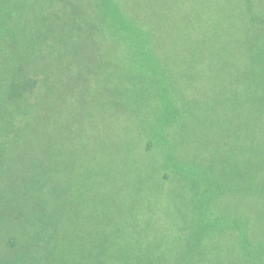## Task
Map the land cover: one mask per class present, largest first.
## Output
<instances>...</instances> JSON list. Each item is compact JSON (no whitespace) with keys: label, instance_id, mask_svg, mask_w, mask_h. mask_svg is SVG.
Returning <instances> with one entry per match:
<instances>
[{"label":"rangeland","instance_id":"374dc122","mask_svg":"<svg viewBox=\"0 0 264 264\" xmlns=\"http://www.w3.org/2000/svg\"><path fill=\"white\" fill-rule=\"evenodd\" d=\"M3 1L15 22L33 30L53 22L54 32L38 38L31 52L0 40V79L16 54L15 68L39 81L50 76L55 92L47 100L58 109L50 131L45 125L43 136L17 138L0 160V246L11 249V258L31 231L57 228L30 208L28 179L41 166L38 156L59 162V195L46 188L36 200L51 201L47 210L59 214L62 232L90 234L101 199L120 214L135 205L136 221H149L152 231L160 225L175 229L191 219L194 172L217 179L220 204L238 215L253 214V196L239 194L238 186L253 181V148L264 134V115H254L264 105V0H118L170 48L149 57L177 85L173 98L179 103L172 108L150 90L145 67L130 68L138 57L106 41L101 0ZM69 24L82 34L65 31ZM197 43L203 50L192 48ZM10 110L7 100L0 102V113ZM165 113L176 116L163 123ZM49 137L55 138L56 156L31 150V142Z\"/></svg>","mask_w":264,"mask_h":264},{"label":"trees","instance_id":"16d2710c","mask_svg":"<svg viewBox=\"0 0 264 264\" xmlns=\"http://www.w3.org/2000/svg\"><path fill=\"white\" fill-rule=\"evenodd\" d=\"M100 2L106 22L105 35L110 39L106 41H109L117 51L120 49L138 57L133 60L130 68L145 67L146 73L152 78L150 90L156 93V98L161 104H166L169 108L178 104L179 100L173 98L176 95L175 81H170L165 72L149 57L157 51L168 53L170 48L165 47L161 41L156 42L152 26L142 25L136 13L122 6L118 0ZM12 16V9L0 0V40L10 43L12 41L18 50L34 51L36 49L34 43L38 38L39 41L46 40L54 32L53 22L50 23L47 19L44 28L38 27L33 30L25 24L15 22ZM12 22H15L14 26L10 25ZM74 27V24H69L64 30L75 34L77 32ZM97 29L101 31L100 27ZM81 34L82 32L78 35ZM65 37L67 35L63 34L62 38ZM195 46L197 47L192 48L197 52L203 50L200 43ZM13 55L12 62L0 79L2 80L0 102L7 100L13 106L9 113H0V160L6 159V146L9 144L8 148H13V142L17 138L26 134L43 136L46 132L45 125L50 131L49 120L57 115L58 110L55 105L48 103L49 95L55 92L50 76L46 74L45 78L39 81L38 78L31 76L29 71L23 73L25 69L22 66L15 68ZM23 85L29 90L24 89ZM26 91H30L29 94ZM25 113L29 115V119L21 116ZM257 113L264 115V105L255 107L256 118ZM8 114L10 121L6 122ZM18 115L23 118L21 121H15ZM175 116L165 113L162 121L165 123ZM262 118L264 120V117ZM258 124L260 123L255 125L256 128ZM256 128L255 132L258 133ZM263 135L261 143L256 142L253 148L256 157L251 173L253 181L238 186L239 194L242 192L243 196L247 194L253 196L251 216L244 213L238 215L236 211H230L228 207L220 204L219 190L222 186L217 179H203L200 174L194 172L191 176L192 186L196 192L193 193L190 207L191 219L185 220L175 229L160 225V229L152 231L149 221H143L141 224L136 221L138 213L135 211V205H128L127 210L120 214L116 213L107 201L101 199L95 211L96 228L82 237L75 235L72 230L62 232L59 214H51L47 210L51 201L36 200L38 196L36 193L45 192L46 188L50 190L47 192L59 195L61 178L58 160L50 158L49 161H44V158L48 157L45 156L47 154L56 156L53 153L57 150V144L52 139L54 137L44 140L47 142L34 140L30 145L31 150L45 157L38 156L41 166H37L28 179L32 197L30 208L33 212L41 211V214H46V223L57 228L50 227L45 234L39 229L31 231L27 239L24 238L23 242L19 240L22 245L19 249H14L12 258L11 249L1 248L2 243L0 264H264V161H259L264 155ZM50 183H53L52 187ZM52 201L59 199L54 198ZM101 204L102 209H99L98 206ZM57 209L61 211V208ZM241 212L239 210V213ZM40 236L45 240L44 244L38 240ZM44 246L47 247L45 250ZM225 246L228 250L223 249Z\"/></svg>","mask_w":264,"mask_h":264}]
</instances>
